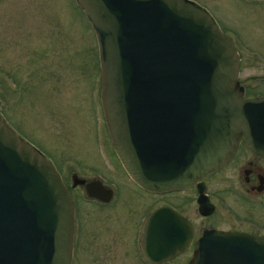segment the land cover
Segmentation results:
<instances>
[{
    "label": "water",
    "instance_id": "95a60500",
    "mask_svg": "<svg viewBox=\"0 0 264 264\" xmlns=\"http://www.w3.org/2000/svg\"><path fill=\"white\" fill-rule=\"evenodd\" d=\"M74 1L95 33L114 152L138 186L157 193L200 186L232 158L241 136L264 158V95L246 96L240 54L206 7ZM199 199L202 211L213 209ZM73 214L54 165L0 116V264H72ZM145 222L140 242L149 262L188 248L191 226L176 211L160 207ZM193 250L188 264H264V235L206 231Z\"/></svg>",
    "mask_w": 264,
    "mask_h": 264
},
{
    "label": "rangeland",
    "instance_id": "374dc122",
    "mask_svg": "<svg viewBox=\"0 0 264 264\" xmlns=\"http://www.w3.org/2000/svg\"><path fill=\"white\" fill-rule=\"evenodd\" d=\"M195 1L233 39L246 96L264 95V1ZM100 82L95 33L74 0H0V113L51 162L52 157L57 163L68 158L103 169L92 130L104 127L98 102ZM107 167L111 168L110 163ZM229 178L221 173L210 183L219 186ZM136 196L126 195L124 210L141 208ZM159 201L165 198L160 196ZM79 205L83 237L74 249L72 264H139L130 253L129 231L125 235L109 231V212L96 213L89 204ZM258 216L264 220V213ZM187 257L173 264H186Z\"/></svg>",
    "mask_w": 264,
    "mask_h": 264
},
{
    "label": "flooded vegetation",
    "instance_id": "af4514ba",
    "mask_svg": "<svg viewBox=\"0 0 264 264\" xmlns=\"http://www.w3.org/2000/svg\"><path fill=\"white\" fill-rule=\"evenodd\" d=\"M243 85L246 92L247 85ZM100 94L101 92L98 100L99 112L102 122H104ZM0 115L3 117V114L0 113ZM103 126L92 128L93 139L97 143V151L101 156L100 160L103 169H100L94 163L85 165L80 164L78 160H69L68 158L64 162L57 163L52 157L54 161L52 160L51 162L45 155L51 164L54 165L61 176L63 185L66 186L72 197L75 225L72 256L75 247H80V241L83 237L80 202L91 205L96 210V213L109 212V231H121L123 235H125L126 231H129L132 234L133 249L130 253L135 256V261L139 264L179 263V259L186 254H188V257L185 261L188 264L198 239L206 231L225 230L244 232L252 236L264 235V220L261 221L262 219H259L258 216V213H264V158L256 155L245 145L244 136H241L232 158L221 166L219 170L209 174L202 181V185L199 186V183H195L179 190L157 193L144 190L131 179L130 175L125 171L122 162H120L118 155L114 152L106 122H104ZM107 163H110V169H108ZM104 172H108L110 175ZM221 173H228L229 180L221 182L219 186H212L210 182L213 177ZM202 189L204 190L202 191ZM121 190L127 194H124ZM89 191L102 193L103 199L90 195ZM120 191L122 192V197L120 196ZM129 191L137 195L138 201L139 199L141 200V208L124 210L122 202L126 195L130 193ZM201 193L208 198L209 204H212L213 209L209 210L206 208V211L200 209L199 198ZM160 196L163 199L165 198V202L159 201ZM132 202L136 204L134 201ZM160 207L172 209L187 220L191 226L192 238L188 248L183 253L161 263H152L146 259L142 252L140 241L147 217ZM221 209L225 211L226 215L222 212L219 213ZM232 220L234 224L224 226L225 222ZM111 226L115 227L111 228ZM112 243L115 244V242Z\"/></svg>",
    "mask_w": 264,
    "mask_h": 264
}]
</instances>
